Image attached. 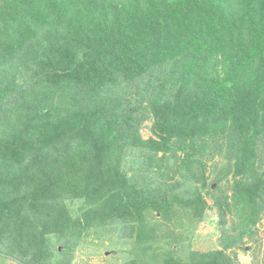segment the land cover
<instances>
[{
	"label": "trees",
	"instance_id": "obj_1",
	"mask_svg": "<svg viewBox=\"0 0 264 264\" xmlns=\"http://www.w3.org/2000/svg\"><path fill=\"white\" fill-rule=\"evenodd\" d=\"M263 136L264 0H0V255L70 264L86 233L119 227L139 251L125 264H145L147 214L201 218L218 153L233 173L219 221L232 207L242 229L160 264H237L225 250L264 209Z\"/></svg>",
	"mask_w": 264,
	"mask_h": 264
},
{
	"label": "rangeland",
	"instance_id": "obj_2",
	"mask_svg": "<svg viewBox=\"0 0 264 264\" xmlns=\"http://www.w3.org/2000/svg\"><path fill=\"white\" fill-rule=\"evenodd\" d=\"M152 124V118L141 124L139 132L143 139L151 136ZM261 148L264 153V145ZM203 162L206 163L205 175H208L209 178L208 186L200 193L207 204V209L201 218H194L188 211L182 209L175 213L173 219L167 223L155 212L148 213L146 216L148 225L159 227L160 230L157 239L150 241L153 251L148 253L145 264H160L163 258H167L169 255L175 259L187 260L191 252L219 251L222 249L224 235L235 236L242 229L240 217L234 208L231 207L233 211L226 212L224 221L220 222L219 211L214 203L215 197H219L221 200L226 198L230 201L233 194L231 188L233 173L229 172L227 168L224 170L226 164H229L228 160L217 153L211 158L210 156L204 158ZM138 163L140 162L138 161ZM259 164L261 166L263 164L261 159ZM136 168L138 169L136 165L129 163L126 166L128 175L133 174ZM223 170L227 176L219 181L218 179L223 176ZM150 179V177L145 178L143 182L148 184ZM175 180L183 183L181 189L184 193H190L194 191L195 187H199V183L187 182L180 176H173V180H169V182L172 183ZM67 206L73 216L77 217L82 214V210L78 211L81 202H68ZM223 207L225 208L224 203ZM249 228L250 233L248 235L245 233L242 241L235 247L226 249L225 253L237 264H264V209L261 210L255 224ZM118 229L119 227H114L109 232L104 229L97 231L92 229L86 233L81 244L75 248L70 264H125L131 259H135L139 256L136 238L123 237ZM50 242L51 249L61 248L59 244H56L53 236L50 237ZM9 251V254L14 253V251L11 252L12 249ZM0 264L21 263L13 257L0 255Z\"/></svg>",
	"mask_w": 264,
	"mask_h": 264
}]
</instances>
